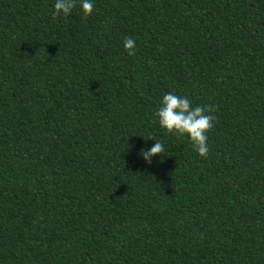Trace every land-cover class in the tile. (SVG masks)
<instances>
[{
    "label": "trees",
    "instance_id": "trees-1",
    "mask_svg": "<svg viewBox=\"0 0 264 264\" xmlns=\"http://www.w3.org/2000/svg\"><path fill=\"white\" fill-rule=\"evenodd\" d=\"M54 2L0 0V264H264V0ZM166 92L212 110L207 158Z\"/></svg>",
    "mask_w": 264,
    "mask_h": 264
},
{
    "label": "clouds",
    "instance_id": "clouds-1",
    "mask_svg": "<svg viewBox=\"0 0 264 264\" xmlns=\"http://www.w3.org/2000/svg\"><path fill=\"white\" fill-rule=\"evenodd\" d=\"M77 4L84 18L93 14L95 0H55L54 15L68 17ZM123 47L131 55L136 48V41L126 37L123 40ZM153 116L161 129L173 136H186L200 157H208L210 150L207 133L213 128L215 121L210 108L195 104L187 95L166 92L161 97ZM149 138L155 143L150 148L141 149L139 155L146 163L151 164L153 158L160 156L167 148L162 142Z\"/></svg>",
    "mask_w": 264,
    "mask_h": 264
}]
</instances>
